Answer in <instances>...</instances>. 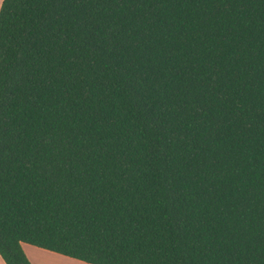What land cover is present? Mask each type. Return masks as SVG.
I'll return each instance as SVG.
<instances>
[{"label":"trees","instance_id":"16d2710c","mask_svg":"<svg viewBox=\"0 0 264 264\" xmlns=\"http://www.w3.org/2000/svg\"><path fill=\"white\" fill-rule=\"evenodd\" d=\"M264 264V0H2L0 257Z\"/></svg>","mask_w":264,"mask_h":264},{"label":"rangeland","instance_id":"374dc122","mask_svg":"<svg viewBox=\"0 0 264 264\" xmlns=\"http://www.w3.org/2000/svg\"><path fill=\"white\" fill-rule=\"evenodd\" d=\"M23 250L32 264H88L29 244H23Z\"/></svg>","mask_w":264,"mask_h":264},{"label":"crops","instance_id":"0c3cea01","mask_svg":"<svg viewBox=\"0 0 264 264\" xmlns=\"http://www.w3.org/2000/svg\"><path fill=\"white\" fill-rule=\"evenodd\" d=\"M2 2V1H1ZM1 5V4H0ZM23 244H26V243H23ZM23 244H22V247H23ZM0 264H5V262L3 261V259L0 257Z\"/></svg>","mask_w":264,"mask_h":264}]
</instances>
